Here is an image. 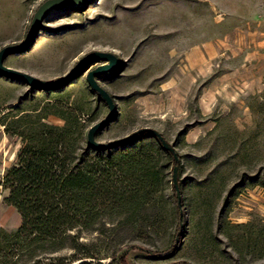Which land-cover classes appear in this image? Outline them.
Segmentation results:
<instances>
[{"label":"rangeland","instance_id":"rangeland-1","mask_svg":"<svg viewBox=\"0 0 264 264\" xmlns=\"http://www.w3.org/2000/svg\"><path fill=\"white\" fill-rule=\"evenodd\" d=\"M44 1L0 0V49L22 47L2 64L42 81L66 79L35 90L0 77V180L41 123L70 125L64 155H148L158 179L136 211L106 215L73 248L67 240L61 264H114L124 246L125 264H264V78L253 80L241 62L264 31V0H87L47 10L27 40ZM220 40L232 46L197 68L188 65L191 46ZM92 51L116 59L93 76L113 111L92 141L135 135L107 150L85 147L87 129L109 113L85 76L107 62L88 59L73 69ZM142 129L157 132L176 159L154 136L135 138ZM5 193L0 186L1 226L9 233L19 216L3 203ZM175 242L174 255L151 254Z\"/></svg>","mask_w":264,"mask_h":264},{"label":"trees","instance_id":"trees-1","mask_svg":"<svg viewBox=\"0 0 264 264\" xmlns=\"http://www.w3.org/2000/svg\"><path fill=\"white\" fill-rule=\"evenodd\" d=\"M71 132L68 123H41L23 138L15 161L5 168L2 201L15 209L19 225L9 233L0 230V264H61L65 259L59 252L67 240L73 248L78 236L96 230L106 215L136 211L142 199L156 192L158 179L147 167L148 155H64L61 146ZM146 133L154 136L142 131L135 138ZM128 248L118 250L114 264H125L121 256ZM178 248L175 242L168 250L151 254L174 255ZM80 257L92 259L87 254Z\"/></svg>","mask_w":264,"mask_h":264},{"label":"water","instance_id":"water-1","mask_svg":"<svg viewBox=\"0 0 264 264\" xmlns=\"http://www.w3.org/2000/svg\"><path fill=\"white\" fill-rule=\"evenodd\" d=\"M84 2H87V0H45L42 2L34 11L29 27L27 30V40H32L33 34L38 30L39 22L41 18L43 17L44 13L49 9L54 8H73V7H80L84 4ZM21 46L19 45H7L0 49V77H5L12 80H18L28 86L29 89H35V90H47L56 88L59 83H62L64 79H57L54 81H42L40 79H37L33 77L30 74L6 67L2 64L4 58L13 52H16L17 50H21ZM88 59H94L95 61L103 60L107 63L101 66L96 67L95 69L87 72L85 76V81L87 85L90 87V89L96 93V95L103 100L107 107H108V115L99 121L98 123L90 126L86 133H85V144L87 147L91 149H100L103 150L105 148H111L120 144L128 143L135 135L122 139L120 141H115L111 143L101 144V143H95L92 141V134L98 129L103 127L106 123H108L111 120L112 117V111H113V104L111 102V98L109 95L101 88L99 87L95 81L93 80V76L97 73L110 70L114 66L116 59L113 55L107 52H100V51H92L85 55H83L75 64L74 70L78 69L79 66ZM66 80V79H65ZM64 80V81H65ZM142 131L151 132L154 136L157 137V139L160 141L162 147L164 150L170 151V146L163 140L157 132L149 129H142ZM139 132V133H140ZM174 159H176V156H173ZM174 188L176 190V181L174 180Z\"/></svg>","mask_w":264,"mask_h":264},{"label":"crops","instance_id":"crops-1","mask_svg":"<svg viewBox=\"0 0 264 264\" xmlns=\"http://www.w3.org/2000/svg\"><path fill=\"white\" fill-rule=\"evenodd\" d=\"M256 31L252 32L255 36ZM253 42L248 45L247 49H243L242 51V61L243 66L249 69L251 67L253 71V80H261L264 78V31L260 32V35L256 39L252 40ZM241 44V42H239ZM237 43L234 44L235 49L237 48ZM227 46H232L227 43V40H220L219 42H203L198 45H193L190 50L187 52V62L192 68L199 66L201 64H205L207 62V57H212L214 54L223 51L222 48H228ZM239 47V46H238ZM231 48V47H230ZM230 54H234L233 49H230ZM225 53V51H224ZM227 53V51H226ZM214 57V56H213ZM212 57V58H213ZM199 68V67H198ZM247 69V70H248ZM238 72V71H237ZM251 77V76H250ZM5 204V203H4ZM6 205V204H5ZM7 206V205H6ZM11 207V206H9ZM12 208V207H11ZM15 210V209H14ZM3 210L0 211V230H3V226H1V217Z\"/></svg>","mask_w":264,"mask_h":264}]
</instances>
